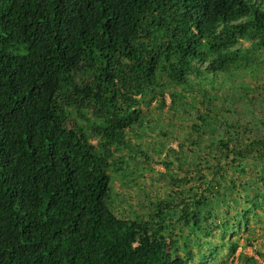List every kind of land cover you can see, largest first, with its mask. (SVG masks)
Masks as SVG:
<instances>
[{"label":"trees","instance_id":"1","mask_svg":"<svg viewBox=\"0 0 264 264\" xmlns=\"http://www.w3.org/2000/svg\"><path fill=\"white\" fill-rule=\"evenodd\" d=\"M249 50L264 54V0H0V264L202 260L188 243L199 249L216 227L206 196L217 193L220 159L263 160L264 138L211 137L205 187L172 192L133 219L111 211L109 173L147 160L125 134L139 135L140 107L163 106L167 88L174 112L188 114L181 91L206 79L235 108L220 81L249 67ZM196 119L211 130L216 113ZM122 150L128 157H113Z\"/></svg>","mask_w":264,"mask_h":264},{"label":"rangeland","instance_id":"2","mask_svg":"<svg viewBox=\"0 0 264 264\" xmlns=\"http://www.w3.org/2000/svg\"><path fill=\"white\" fill-rule=\"evenodd\" d=\"M241 46L247 49L248 42H241ZM245 55L249 67L222 75L220 81L226 83L224 89L232 94L235 108L219 102L214 94L218 96L222 91L210 88L207 79L199 88L192 85V90L181 91L178 102L186 103L188 114L181 108L177 112L169 110L167 94L170 88L164 93L163 106L152 101L140 107L142 128L139 135L130 137L126 132L125 136L130 142L136 141L148 158L145 161V157L139 155L133 161L126 159L129 168L123 177L119 172L109 173L110 209L115 216L133 219L147 215L150 205L157 199L170 200L169 196L174 197L172 192L190 197L191 193L204 188L215 171L214 162L207 157L216 154L215 150L204 155L211 137L227 132L232 140L240 139L241 144L264 138V61L259 62L264 54L249 50ZM214 113L216 123L211 130H206L196 119L197 114H202L209 121ZM90 142L97 145L96 138H91ZM128 154L127 150H122L112 155L128 157ZM220 164V176L214 178L211 185L213 191L217 188V193L206 196L207 209L214 215L210 223L216 227L200 237L204 244L201 243L199 249L192 242L193 238L190 239L188 244L193 254L198 251L203 254L202 260L195 255L192 261L264 264V159L242 160L239 163L242 171L227 159L221 158ZM163 174L165 176L161 177ZM181 178H188V181L172 182V179ZM221 223L226 224L223 229L219 227Z\"/></svg>","mask_w":264,"mask_h":264}]
</instances>
